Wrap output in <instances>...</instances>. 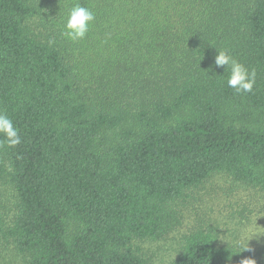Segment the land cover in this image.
<instances>
[{"label":"trees","instance_id":"16d2710c","mask_svg":"<svg viewBox=\"0 0 264 264\" xmlns=\"http://www.w3.org/2000/svg\"><path fill=\"white\" fill-rule=\"evenodd\" d=\"M76 3L95 20L73 42ZM224 49L252 92L228 87ZM0 111L21 136L0 145V239L24 264H155L139 243L213 177L264 192V0H0ZM250 200L194 213L168 264H264Z\"/></svg>","mask_w":264,"mask_h":264},{"label":"rangeland","instance_id":"374dc122","mask_svg":"<svg viewBox=\"0 0 264 264\" xmlns=\"http://www.w3.org/2000/svg\"><path fill=\"white\" fill-rule=\"evenodd\" d=\"M230 181L226 177L217 176L203 185L202 190L197 192L186 204L183 211L182 223L167 237L162 240L156 241H143L140 242L142 253L151 259L155 264H168L177 254L181 247L182 240L185 234L189 233L194 229L196 223L194 213L199 212V215L203 217V214L210 213L211 216H215L218 211H231V205L242 199H251L252 203L245 209L249 213H252L251 208L257 207L254 211L256 214L261 213L256 221L248 223V231H256L253 229L264 228V192L255 193L251 191H231ZM212 189H216L212 191ZM222 190L225 191V195ZM229 190L230 192H227ZM222 192V193H221ZM227 199L230 201H227ZM229 203V204H228ZM244 211V210H242ZM262 211V212H259ZM255 214V215H256ZM251 215H254L253 213ZM253 217V216H252ZM231 218L236 223L242 222V218L238 214L234 216L221 217L218 222L223 225L228 222ZM257 226H260L259 229ZM0 264H24L22 257L18 255L12 248V245L8 242L0 239Z\"/></svg>","mask_w":264,"mask_h":264},{"label":"clouds","instance_id":"9594fccd","mask_svg":"<svg viewBox=\"0 0 264 264\" xmlns=\"http://www.w3.org/2000/svg\"><path fill=\"white\" fill-rule=\"evenodd\" d=\"M95 20V13L88 7L76 3L68 12L64 22L62 35L70 41L82 40L89 32L91 23ZM214 64L217 68L228 69L227 85L237 94L250 93L256 83V70L249 69L240 63L227 49L217 51ZM0 145L15 147L21 143L19 130L13 120L0 111ZM251 261V260H250Z\"/></svg>","mask_w":264,"mask_h":264}]
</instances>
